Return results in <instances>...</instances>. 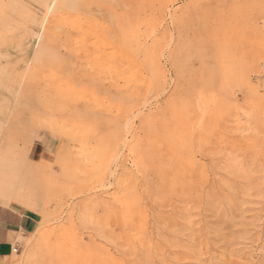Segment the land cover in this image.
Masks as SVG:
<instances>
[{
    "label": "rangeland",
    "instance_id": "obj_1",
    "mask_svg": "<svg viewBox=\"0 0 264 264\" xmlns=\"http://www.w3.org/2000/svg\"><path fill=\"white\" fill-rule=\"evenodd\" d=\"M0 205V264H264V0H0Z\"/></svg>",
    "mask_w": 264,
    "mask_h": 264
},
{
    "label": "crops",
    "instance_id": "obj_2",
    "mask_svg": "<svg viewBox=\"0 0 264 264\" xmlns=\"http://www.w3.org/2000/svg\"><path fill=\"white\" fill-rule=\"evenodd\" d=\"M37 215L17 206L0 205V261L11 254L18 237L35 231Z\"/></svg>",
    "mask_w": 264,
    "mask_h": 264
},
{
    "label": "built area",
    "instance_id": "obj_3",
    "mask_svg": "<svg viewBox=\"0 0 264 264\" xmlns=\"http://www.w3.org/2000/svg\"><path fill=\"white\" fill-rule=\"evenodd\" d=\"M13 252H17V248L16 247L11 249V253H13Z\"/></svg>",
    "mask_w": 264,
    "mask_h": 264
},
{
    "label": "bare ground",
    "instance_id": "obj_4",
    "mask_svg": "<svg viewBox=\"0 0 264 264\" xmlns=\"http://www.w3.org/2000/svg\"><path fill=\"white\" fill-rule=\"evenodd\" d=\"M190 234V233H189ZM180 239V238H179ZM186 242V241H185ZM175 247V246H174ZM179 247V246H178ZM198 253V252H197ZM218 255V254H217ZM199 257V256H198ZM195 260V259H194ZM207 262V261H206ZM250 263V262H249ZM253 263V262H252ZM229 264V263H228Z\"/></svg>",
    "mask_w": 264,
    "mask_h": 264
}]
</instances>
